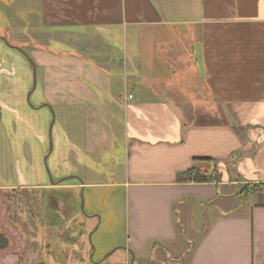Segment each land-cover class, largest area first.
Returning a JSON list of instances; mask_svg holds the SVG:
<instances>
[{
	"label": "crops",
	"instance_id": "1",
	"mask_svg": "<svg viewBox=\"0 0 264 264\" xmlns=\"http://www.w3.org/2000/svg\"><path fill=\"white\" fill-rule=\"evenodd\" d=\"M1 16L0 111H16V37L69 67L75 122L120 125L107 167L126 189L124 231L111 232L121 256L74 264H264V0H0ZM194 167L210 180H179ZM81 180L62 185L113 184Z\"/></svg>",
	"mask_w": 264,
	"mask_h": 264
},
{
	"label": "rangeland",
	"instance_id": "2",
	"mask_svg": "<svg viewBox=\"0 0 264 264\" xmlns=\"http://www.w3.org/2000/svg\"><path fill=\"white\" fill-rule=\"evenodd\" d=\"M1 18L0 23L4 24ZM21 42L16 37L5 42L15 47L5 57V66L12 71L6 76L8 102L16 111L8 108L0 111V120L4 117L0 131V138L4 135L0 139V172L17 187L0 189V221L12 240L0 250V264H74L82 257L95 261L109 253L111 257H120L121 250L111 247V232L116 230L119 236L124 231L126 189L113 183L122 180L121 174L107 167L123 151L120 125H108L96 118L92 123L75 122L67 103L68 92L60 87L69 79L64 74L69 67L57 66L51 53L36 52L34 43ZM35 77L36 88L28 101ZM78 154L84 158L78 159ZM92 160L96 165L91 167L86 162ZM19 171L25 176L27 187L23 186ZM81 177L84 181L113 184L81 185L76 189L65 186L79 183ZM55 185L59 187L54 188ZM46 200L53 201L55 206L50 208L55 212L57 201L62 205L60 210L65 214L60 222L43 215L49 208Z\"/></svg>",
	"mask_w": 264,
	"mask_h": 264
},
{
	"label": "trees",
	"instance_id": "3",
	"mask_svg": "<svg viewBox=\"0 0 264 264\" xmlns=\"http://www.w3.org/2000/svg\"><path fill=\"white\" fill-rule=\"evenodd\" d=\"M179 176H180L179 177L180 181L195 180L198 182H204L210 180L209 177L205 173H203L199 167H194L191 170L185 171L184 173H181V175ZM254 189L259 191L262 189V186L255 187ZM9 197H10V193L7 195L8 199Z\"/></svg>",
	"mask_w": 264,
	"mask_h": 264
},
{
	"label": "flooded vegetation",
	"instance_id": "4",
	"mask_svg": "<svg viewBox=\"0 0 264 264\" xmlns=\"http://www.w3.org/2000/svg\"><path fill=\"white\" fill-rule=\"evenodd\" d=\"M0 234H2L4 237L7 238L8 243H6L5 246L0 247V250L7 248L11 243V236L8 234V231L4 226L2 225V222L0 221Z\"/></svg>",
	"mask_w": 264,
	"mask_h": 264
},
{
	"label": "water",
	"instance_id": "5",
	"mask_svg": "<svg viewBox=\"0 0 264 264\" xmlns=\"http://www.w3.org/2000/svg\"><path fill=\"white\" fill-rule=\"evenodd\" d=\"M16 48H17V47H16ZM32 63L34 64L33 61H32ZM35 88H36V77H35L34 87H33V89H32V90L29 92V94H28V101H30V96H31V94H32V92L34 91ZM52 127H53V125H52ZM50 135H51V132H50ZM6 243H8L7 238L4 237L2 234H0V247L5 246Z\"/></svg>",
	"mask_w": 264,
	"mask_h": 264
},
{
	"label": "built area",
	"instance_id": "6",
	"mask_svg": "<svg viewBox=\"0 0 264 264\" xmlns=\"http://www.w3.org/2000/svg\"><path fill=\"white\" fill-rule=\"evenodd\" d=\"M132 97V95H130V98Z\"/></svg>",
	"mask_w": 264,
	"mask_h": 264
}]
</instances>
